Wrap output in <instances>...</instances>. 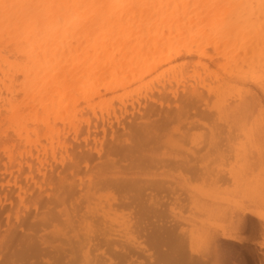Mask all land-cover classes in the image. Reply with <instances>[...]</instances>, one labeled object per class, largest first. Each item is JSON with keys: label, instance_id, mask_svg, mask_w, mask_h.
I'll list each match as a JSON object with an SVG mask.
<instances>
[{"label": "bare ground", "instance_id": "obj_1", "mask_svg": "<svg viewBox=\"0 0 264 264\" xmlns=\"http://www.w3.org/2000/svg\"><path fill=\"white\" fill-rule=\"evenodd\" d=\"M114 98L121 102L119 112ZM61 144H68L66 156L73 146L71 164L59 159L66 148ZM0 152L8 160L6 166L0 163V175L8 174L0 181L7 176L9 186L18 183L23 196L18 200V189V199L12 196L16 204L10 211L14 208L19 222L6 225L7 239L0 229L5 240L0 264L28 263L53 251L65 264L70 262L64 256L70 259L77 250L76 260L84 258L85 264L124 263L133 251L147 253L138 243L147 229L142 205L148 203L147 216L161 212L143 193L137 179L142 173H136L141 166H264V0H0ZM94 166L99 170L93 175ZM216 177H207L213 180L207 188L201 181L185 184L195 193L187 199L206 196L213 206L240 208L234 195L253 204L260 201L256 192H264V176L236 179L229 195L215 187ZM150 182L154 191L157 183ZM211 205L200 209L209 221L225 209ZM43 207L49 209L40 211L44 218L53 208L56 224L61 220L55 227L47 215L45 224L57 230L52 227L45 236L52 242H44L42 234L34 235L36 242L30 238L39 224L46 228L39 223ZM27 210L33 216L26 219L39 223L30 227L37 233L20 229ZM241 211L264 220L252 210ZM153 228L146 232L153 245H176L177 232ZM222 237L239 241L227 232ZM46 244L54 250L47 251ZM96 248L104 257L108 251L109 258L97 255Z\"/></svg>", "mask_w": 264, "mask_h": 264}, {"label": "rangeland", "instance_id": "obj_2", "mask_svg": "<svg viewBox=\"0 0 264 264\" xmlns=\"http://www.w3.org/2000/svg\"><path fill=\"white\" fill-rule=\"evenodd\" d=\"M110 96H112V95H109V97ZM112 101H113L112 102L113 103V107L116 108L118 110V112L121 111L120 110V108H121V106H120L121 104L120 103L121 102H120L119 98L118 99H115L114 98V100H112ZM118 107H119V109H118ZM100 112H102V111H100ZM105 114L106 115L108 114L107 116H109V112L108 113L106 112ZM91 115H92V113H91ZM100 115L101 116H104V112L100 113ZM94 119H96V118L93 117V120ZM72 137H73V135H71V137L69 136L68 142L70 140V143H72L71 141L74 139ZM74 141H75V139H74ZM71 145H74V144H71ZM64 146L67 148V150H66V148H65V150H64V148L61 150L62 152L59 153L60 154L59 157L60 156L61 157L59 159L61 160L62 158H64L63 160L67 164L68 163L71 164L70 162L72 160H70V162L69 161L67 162V160H69L71 158V155H73L72 154L73 153V150H72L73 149V146H72L71 150H69V152H68V153L71 152L70 155L68 154L69 156H66L67 155L66 152L68 151V144H64L61 147H64ZM59 147L60 146H57V148L60 150L61 148H59ZM58 149H57V151H59ZM0 153L2 155V158L0 156V163L1 164L4 163L3 165H1V164L0 165L1 166H4L6 164V162L8 161L7 158H6L7 155L5 156V153H3V152H0ZM18 155H20V154H18V153L15 154V156L18 157V159H20L21 156H18ZM51 158H54L56 160V157H54L53 155L51 157V155H50V163H53L54 164L55 161H51V160H53ZM67 158H69V159H67ZM72 158H73V156H72ZM24 159H26V157ZM25 161L26 160H24V162ZM64 161H63V163H65ZM58 162H59V160H58ZM50 163L47 164V165H49V166L52 165L53 166V164H50ZM7 164H8V162H7ZM25 165L28 166V163H26ZM58 165H59V163H58ZM63 166H64V164H63ZM96 167L97 166H94V168H92V169L94 170ZM194 167H198V169L197 168H194ZM232 167L234 168L235 171L233 169H231ZM232 167L229 166V168H228V166H222V167L221 166H219V167L218 166H201V167H199V166H193V167L192 166H188V167L187 166H141V172H139L140 170H138V172L136 171V173H139V174L142 173V174H140L141 180L139 179L140 178L139 175H138L137 179L139 181H141V186H142V189H143V193H144V195H149V196L151 195L152 196L153 203L154 204L156 203V205H158L157 207H158L159 210H157V209L156 210L158 212L159 211L161 212L159 215L157 214L156 216L155 215H151V214H149L147 216V214H145L146 213L145 210L147 208V204L148 203L147 202H144L143 203V205H142L143 206V213L141 212V217H143V221L145 219L147 220V227H146L147 229H146V232H148L149 230H151V231L154 230V228H153L154 225L157 226L156 229H159L160 232H164V231L167 232V231H169V229H170V231L171 230H174V231H172V233L174 235L177 232L176 235H174V237L176 238L177 242H176V245H173L172 243L170 244V243H168L166 241L167 244L166 243L165 244L161 243V244H159V246H155V245H153L151 243L150 239H147V233L146 232H143L142 235H141V238H140V236L138 238L139 239V242L138 243H141L142 248H145V251H147V253L144 252V254H143L142 251H141V253L136 252V251H133V252H131V257H132L131 258V261H127V262H124V263L115 261L114 264H149L150 263L149 261H151L154 264H264V220L258 219V218H255V217H252V216L247 215V214H243L242 211H241L243 208H245V209H248V210H252L253 212H255L256 214H258L259 216L264 217V192H263V194H261L262 193V192H260V191H262L261 188H260V191H258L259 193L256 192L257 195L261 196V197L258 196L260 198L259 200L261 201V202L259 201L258 203H254L253 202V204H252L251 202H249L248 200H246V199H249V198H246L245 199V202H244L242 199H240L241 198L240 195L238 197H237V195H234V197L232 198V200L233 201L236 200L237 202L235 201V203H237L238 205H240V208L237 206V204H234V205L237 206V208H236L235 206L234 207H231V206H233V204H231V205L229 204L228 205L225 202L227 204L226 205V204H224L221 201H220L221 203H218L216 200L215 201L218 204L216 203V205L213 206V203H215V202H211L212 201L211 199H213V198H211L210 199L211 201H209V197L206 198V196H205V199H202V198L201 199H198L199 197L196 196V195H194L193 196L194 198L192 199V201H191V199H187L188 196H190L194 192L190 194V192H188L189 189L187 190L185 184L186 185L189 184V186L196 185V184L199 185L200 184L199 182L201 181V183L202 182H205L204 185H206V188H207L209 182H212L213 181L212 179H214V177L217 176L216 177V180L219 183H215V181H216L215 180L214 181V184L215 185L217 184L215 187L217 189L220 187V189H221V190L219 189L220 191H223L224 193H226L227 195H229V194H231L232 190H234V189L236 190V186H237V184L235 186V183H237L236 182L237 181L236 179H238V180L243 179V178L244 179L245 178L248 179L249 178V174L251 176L252 172H253V174L257 175V178L256 177L253 178L254 177V175H253L248 180L246 179L245 182H252L253 179L254 180H256V179L262 180V178L264 176V168H263L264 166H255V167L254 166H247V167H245V166H239L240 168H238V166H237L238 170H236L237 168L235 166H232ZM98 168H96L94 170L95 172L94 171L92 172L93 175H94V173H97L98 172L97 171ZM200 168L203 169V170L201 171ZM92 169H91V171H92ZM230 169L233 171V173L235 175L242 173L241 175L242 176L244 175L243 178H241L242 176L240 177V175H237L236 177H239V178L234 179L235 175H234V177L231 175L233 173H231V170ZM125 170H126L125 172L128 171L127 169H125ZM222 170H224V172ZM129 172L130 171H128L127 173H129ZM133 172H135L134 169H133ZM243 172H245V173H243ZM2 173H3V171L1 170L0 177L1 176L3 177V176H5V174H7V173L4 172L3 173L4 175H3ZM211 173H213V174H211ZM203 174H204V176H203ZM220 175H221V177H219ZM229 175H231V177ZM258 175L261 176V179H259L260 176L258 177ZM6 177H4V178H6ZM207 177H212V179H211L212 181L211 180L208 181L209 178H207ZM4 178H3L2 181L5 184L7 183L6 186H8V188H10L11 186L13 188L15 187V189H12L13 192H12L11 189H10L11 191H8L7 192V190L5 191V189H8V188L7 187H4L3 188L4 184H3L2 181H0V182H2V183H0V185L3 184L2 187L1 186L0 187L4 189L2 191L0 190L1 191L0 192V200H1L0 201V209H1L0 210V229L2 230V232L5 231L4 233H6L8 231L7 230V227L8 226L10 227V225H9L10 222H12L14 224L13 221H15V218L17 216L16 214H18V213H16L15 216H14V213L16 211L15 210H14L15 212L13 211L14 208L11 211H10V209L12 208V205H14V203L16 204L15 198L16 199L19 198L18 200L21 199L20 198V195L21 194L19 193V195H18L19 187H17L18 190L16 189V186H18V183H17V185H16V182H15V184L10 183L11 186H9V183L8 182H10V181H9V179L7 180L8 177L6 179H4ZM203 178H204V180H203ZM153 179H155V180H153ZM244 179L242 181H244ZM6 181H8V182H6ZM149 181H152L153 184H156L157 183L156 184L157 187H156V189H154V191H152L150 189L151 182L149 183ZM190 182H191V184H190ZM209 185H211V183ZM192 187H195V186H192ZM192 187H189V188H192ZM227 187L228 188L230 187L231 190L228 189ZM212 188H211V190H212ZM16 190H17L16 193H17L18 198L15 195L16 193H14ZM4 191L7 192V193H3ZM220 191H219V193H220ZM10 192H12L10 194L11 197L13 196L15 198L9 197V193ZM223 192H222V194H223ZM225 195H223L224 198L227 197V195H226V197H225ZM257 195L254 194V197L257 196ZM262 195H263V200H261L262 199ZM223 196H219V197L220 198L222 197V199H224ZM21 197H23V196L21 195ZM148 197H144V200L146 201ZM258 197H256V199H258ZM191 198H192V195H191ZM229 199H231V198L229 197ZM21 200H23V198ZM4 203H5V206L7 205L8 209L7 208L6 209L8 211L4 209L5 208L4 207ZM11 203H12V205H11ZM211 203H212V205H211ZM222 203L225 205V207H224V205H222ZM206 204H207V206L211 205L210 208H217L218 205L219 206L222 205L221 208L223 207V209L224 208L226 209V207H227V210H225V209L223 210L222 209L223 212L226 215L224 214L225 216L223 215L224 216L223 217L222 216V213L223 212H222L221 213V216L214 217L213 219H210V221H209V219H208L209 216H207V215H206L207 217L205 216V213L206 212H204L203 214H201L202 211L200 210L201 209V206H206ZM228 206H229V208H228ZM44 207H45V205H44ZM44 207H43V209L39 210V212L42 211V210H44V211L47 210ZM60 207L61 206L58 207L59 210H61ZM203 208L205 209L206 207H203ZM203 208H202V210H204ZM230 208H232V210ZM54 209H56V206H55ZM206 209L204 211H206ZM51 210L53 211V208H50V214L51 215L49 214V212H48V214L46 213V218L47 219L44 218V216H45L44 214H43L44 215L43 216L41 214V212L39 213L44 218L43 219L44 222L43 221H39V223L40 222H42L44 224H45V222L48 223V221H47V220H49L48 216H50L51 217L50 219L51 220L52 219L55 220V224H56V221H57L56 219L59 218V215H57L58 210L57 211L56 210L53 211V213L56 212L55 215L52 214ZM124 210H126V209H123V211ZM154 210H155V207H154ZM27 211L25 213V217L21 216L22 219L23 218L24 219L28 218L29 215L30 216L31 215L33 216V214H32L33 212L32 211H31L32 212L31 214H30V211H28V214H27ZM33 211H37V209H35ZM44 211H42V213H44ZM126 211L123 212V214L125 216L129 215V214H127V212H131V214H132V210L131 211H127V212ZM226 211L227 212L229 211V213H227ZM5 212L6 213L8 212V213L6 214ZM39 214H38V216H39ZM5 215H8V216H5ZM27 215H28V217H27ZM38 216H35V217H37V219H38L40 217V216L39 217ZM131 216L133 217V215H131ZM17 218H18V216H17ZM19 218H20V215H19ZM209 218H211V216ZM215 218H216V220H214ZM37 219H34V220H37ZM45 219H46V221H45ZM8 220H9V222H8ZM23 220L20 221V229L21 228L24 229V227H25V229H27V227H29V229H27L26 231H24L25 230L24 229L23 230L24 232H27L29 230V232L31 231L33 233L32 230H34V228L36 227L35 224H39V223L32 222L31 219L30 220L29 219H26V220H24V222H23ZM211 220H214V223ZM16 221H17V219H16ZM16 221H15V223H16ZM27 221L32 222V223H29L28 222L29 224H31V226L28 223H26V225L24 224ZM60 221H58V222L60 223ZM18 222L19 221H17V223ZM21 222H23V223L21 224ZM36 222H38V220ZM50 222H52V221H50ZM59 223H57V224H59ZM55 224H53V225H55ZM57 224H56L55 227H57ZM6 225H8V226H6ZM15 225H17V224H15ZM39 225H40L39 226L40 227L39 229L41 230V231L39 230V232H38L39 235L35 231L36 230L35 229L34 231L37 234L34 233L32 236H31V234L30 235L28 234V236H31L30 238H33V240H34L35 237L38 238L42 234L43 236L41 235V237H43L44 242H45V240H47V242L48 241L49 242L50 241L52 242V240H51L52 238L50 237V235H47L50 238H48V237L45 238V236H46V234H48L49 232H51L52 227H53V230H55V227L54 226L51 227V225H49V227L51 228V230H50L48 228V226L46 225V228H48V229L45 228L46 229L45 230V229H43V227L41 226V224H39ZM151 225H153V226H151ZM33 226H35V227L31 230L30 227H33ZM36 228H38V227H36ZM10 230H11V228H10ZM10 230L8 231L9 234L11 232ZM48 230H50V231H48ZM21 231L22 230H20L19 233H21ZM37 231H38V229H37ZM42 231H44V232H42ZM55 231H57V230H55ZM180 231H181V233H182L183 236L182 235H177V234L180 233ZM40 232H42V233H40ZM224 232L233 234L235 237L238 238L239 241L237 242V241L225 240L222 237V234ZM0 234H1V231H0ZM6 234H7V236L2 233V235L5 236V238L3 236L4 239H7L6 237H9L8 236V233H6ZM26 234H24V235H26ZM50 234H52V232ZM213 234H215L217 237L214 236ZM34 235H35V237H34ZM53 235H54V233H53ZM53 235H52V237H53ZM55 235H54V238H55ZM20 236H22V235H20ZM213 236L216 237V238L214 239ZM184 237H185V239H184ZM0 238H1V235H0ZM3 238L1 239L3 242L0 240L1 241L0 248L5 247V246H2L3 245L2 243H4V241H5V240H3ZM53 240L55 242L56 241V238L53 239ZM178 240H181V241L178 242ZM39 241H41V238H40ZM8 243H9V240H8V242L6 241L4 245H7ZM42 244H44V243H42ZM50 244L56 245L54 243H50ZM10 245H12V249L14 248L13 246H15L17 248V246H16L17 243L16 242H14V243L12 242ZM10 245H9V247L11 248ZM47 245L48 244H46V246ZM46 246L44 245L43 247H46ZM9 247H8V249L7 248H3V252L2 253L4 255H6V256L7 255L9 256V253H10L9 252V250H10ZM127 247H129V246H127ZM46 248H48V247H46ZM97 248L95 249V251H97ZM4 249L7 250V252H6L7 254L5 253ZM101 249L104 250V251H106L105 248H101ZM49 250H54V249H50V246H49V249H47V251H49ZM78 252H79L78 250L77 251H74V253H78ZM80 252H81V249H80ZM99 252H101V253H99ZM99 252L98 251L96 252L97 255H102L103 254L102 253L103 251H100L99 250ZM107 252H106V256L109 255ZM43 253H44V251H43ZM48 253H50V252H48ZM74 253L71 254V256L72 255L75 256L76 254H74ZM82 253H83V251H82ZM57 254L58 253L55 254V251H53L50 254H48V256H46L44 258L42 256L44 254H42L40 256V258H35V259L33 258V260H31L28 263H25V261L23 260V261H15V263H10V264H29V263H33V264H62L63 263V260L60 261V255H57ZM81 254L78 255V257L80 256L79 258H81V256L83 255V254L82 255ZM89 254H91V253H89ZM95 254H93V255H95ZM164 254H166V256H167L166 259H163V257H162V255H164ZM1 255L2 254L0 253V256ZM104 255H105V253L103 254V257H104ZM56 256L59 257L58 260H57ZM71 256L68 257V258H70V259L72 258L75 261H77L76 260L77 259L76 258L77 255L75 257H71ZM64 257H65L64 260L66 259V260H68L70 262V263H67L66 262V264H71V263L72 264H81V263L82 264H85L86 263L85 261H84L85 263L81 262V260L84 259L83 257H82L83 259H80V261L78 260L79 262L78 261L75 262L74 260H73V262H71L70 259H67L66 258L67 256H64ZM100 257L101 256H99V258L97 257L98 260L101 259ZM5 258H7V257H5ZM104 258H103V260L106 261V259H104ZM107 258H109V256H107ZM61 259H63V258H61ZM63 264H65V263H63ZM105 264H107V263H105Z\"/></svg>", "mask_w": 264, "mask_h": 264}]
</instances>
